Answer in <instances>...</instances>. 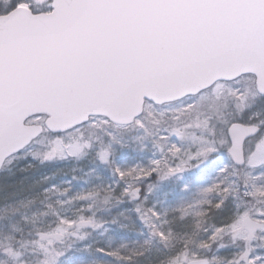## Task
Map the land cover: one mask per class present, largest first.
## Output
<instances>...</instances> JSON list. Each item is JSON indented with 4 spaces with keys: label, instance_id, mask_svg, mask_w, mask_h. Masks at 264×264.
<instances>
[{
    "label": "rangeland",
    "instance_id": "obj_1",
    "mask_svg": "<svg viewBox=\"0 0 264 264\" xmlns=\"http://www.w3.org/2000/svg\"><path fill=\"white\" fill-rule=\"evenodd\" d=\"M2 4L3 0H0ZM254 86L251 75H243L230 82H218L211 93L202 98L214 97L210 106L184 107L189 104L190 96L161 105L145 102L141 118L152 133L170 135L182 149L190 148L195 153L203 142L220 137L222 132L217 125H223L233 117L246 119L258 114L259 120L264 121V95L253 89ZM236 89L241 90L239 95ZM209 116L214 118L213 122L205 126ZM45 120L46 115L41 114L39 120L29 118L27 124L39 125ZM97 123H100V118ZM133 124H116L111 129L116 139L126 145L112 144L114 151L110 159L122 167L146 166L155 158L154 153L159 155L152 143L155 137L145 135L143 129L138 130ZM176 132L183 135L176 136ZM98 135L100 139L93 138L94 150L85 149L80 155L73 156L65 148L66 158L55 156L41 163L50 142L49 135L41 133L32 145L36 158L30 154L26 158L9 157L5 160L0 168V264H172L177 253L185 252L186 258L180 255L175 262L184 264L207 254L208 264H228L233 259V253L239 255L253 247L264 248L262 229L251 238L247 233L237 235L227 231L207 252H200L197 248L198 241L206 235L203 229L221 219L219 216L201 217L197 214L207 209V201L216 198L217 193L205 192L204 189L220 182L216 169L227 163L223 153L199 168L185 165L182 173L164 180L157 177L142 186V192L148 196V204H154L166 213L161 220L154 221L157 228L165 231L172 229L169 238L160 240L135 221V216L129 211L133 206L131 203H117L115 199H110L105 204L106 193L100 191L97 194V189L115 186V177L108 167L95 158V151L109 143L102 133ZM78 136L79 133H71L65 141L70 143ZM159 142L166 141L162 139ZM244 148L246 151L247 142ZM181 158L187 159L186 154L182 153ZM180 163L178 158L170 166L175 168ZM244 179L240 174V181ZM230 180L231 177L225 184ZM149 184L155 185L150 193L147 192ZM49 185H57L64 191L70 188L71 191L68 196L58 192L49 193L45 198L43 189ZM77 197H84L83 205ZM244 201L243 190L232 193L224 215H228L234 203L243 204ZM81 207L82 213L73 211ZM58 214L72 217L76 222L81 215L85 219L91 218V227L57 223ZM198 220L201 221L200 228L196 227ZM185 241L191 242L187 250L184 248ZM97 248L118 250L119 255H97ZM61 252L63 255H59ZM130 256L131 259H128Z\"/></svg>",
    "mask_w": 264,
    "mask_h": 264
},
{
    "label": "snow or ice",
    "instance_id": "obj_2",
    "mask_svg": "<svg viewBox=\"0 0 264 264\" xmlns=\"http://www.w3.org/2000/svg\"><path fill=\"white\" fill-rule=\"evenodd\" d=\"M136 3H154L166 7H183L194 9L204 14V19L196 18L193 23L203 25L204 31L197 38L185 41L181 48L183 51L204 58H211L216 53L211 47L210 39L216 36H226L235 42L250 43L261 58H264V0H63L58 6L57 0H3L0 5V141L3 140L8 125V103L10 98V87L6 71L7 60L12 46L11 35L17 29H26L31 32L48 29L60 23L65 13L71 12H97L106 9L127 7ZM164 42L155 50L153 54H159L165 50ZM145 66L140 63L125 64L117 54L110 53L94 57L82 65L75 68L72 72L73 78L84 87L99 86L111 87L118 80L129 72H142ZM241 75H244L243 73ZM227 77H217L212 84L198 89L195 93H185L190 96L189 104L184 107H196L197 105L210 106L214 97L202 99L206 93H211L213 86ZM232 79H239L235 77ZM237 95L239 89L235 90ZM264 95V92H261ZM40 113H30L23 121L17 120L18 126L27 124L29 118L32 121L40 119ZM100 118V123H97ZM155 117L153 116L152 119ZM213 117L209 116L205 121V126L213 122ZM138 130L143 129L145 135H152L154 148L159 155L154 153V159L150 160L148 165H135L122 167L110 159L114 149L113 143L125 147L124 143L117 140L112 132V128L117 124L112 117L103 113H88L84 119L77 120L66 127L54 126L48 121L37 125V131L31 135L26 142L15 147L8 153L11 158H26L36 154L32 153V145L36 137L41 133H47L50 137L49 148L43 153L41 163L51 160L55 156L66 158L65 148L68 154L73 156L80 155L85 149L94 150L96 145L94 139H100L98 133L109 139V143L102 145L98 151H95V158L98 163L108 167L111 174L115 177L114 185H108L105 188L97 189V194L103 191L105 194L103 203L108 204L110 199H115L117 203H131L133 206L129 211L135 216V221L143 227L150 230V235L160 240L169 238L172 229L167 231L157 228L154 221L161 220L166 213L157 209L154 204H148V196L142 192V186L148 181H153L158 177L164 180L171 175H177L185 170V165L199 168L203 164L214 160L219 154L223 153L227 158V163L222 164L216 169L219 183H213L205 188V192L217 193L216 198L207 201V209L198 213L201 217L219 216L218 222L203 230L206 235L197 243L200 252H207L215 243L216 239L223 236L227 231L234 234L253 233L258 228L264 230V121L259 120V116L253 115L245 118L233 117L227 120L220 127L222 135L211 141H205L200 144L195 153L190 148L182 149L179 143L172 139L170 135L162 136L159 132L152 133L147 127L145 121L141 118L139 112L134 113L127 120V123H133ZM240 125L247 127L250 134L241 142L239 153H237L235 143L232 140L230 129ZM32 125H29L31 127ZM71 133H79V136L70 143L65 141V137ZM183 133L176 132V136H182ZM165 143H160V140ZM247 142V150L244 144ZM184 153L187 159H182ZM181 159V163L173 168L170 163L176 159ZM190 161L194 163L189 164ZM11 159H9V163ZM240 174L245 179L240 181ZM231 180L225 184V181ZM75 178V177H74ZM69 184L71 181L68 182ZM154 184H149L147 192L150 193ZM243 190L245 201L243 204L234 203L228 215L224 212L228 205V198L232 193ZM70 188L66 191L58 188L57 185H49L43 189V195L48 198L49 193H61L68 196ZM87 195V194H86ZM84 203V197H77ZM69 199H73L69 197ZM139 201V202H137ZM49 205H45L48 207ZM73 211L83 212V207L73 209ZM91 218L85 219L83 215L79 217V225L90 224ZM57 223H66L72 226L76 223L72 217L59 215ZM201 221H196V227L200 228ZM190 241L184 242V248L187 250ZM87 251V248H85ZM97 255L117 257L118 250H109L97 248ZM142 254V253H141ZM194 255L198 253H193ZM63 255V253H59ZM177 253L175 260L179 259ZM233 259L228 264H264V248L257 249L253 247L237 255L233 253ZM131 259V256L128 258ZM219 260L220 258H214ZM201 264H208L205 259Z\"/></svg>",
    "mask_w": 264,
    "mask_h": 264
},
{
    "label": "water",
    "instance_id": "obj_3",
    "mask_svg": "<svg viewBox=\"0 0 264 264\" xmlns=\"http://www.w3.org/2000/svg\"><path fill=\"white\" fill-rule=\"evenodd\" d=\"M62 3L57 0L58 6ZM196 18L204 19V14L190 8L136 3L97 12H66L54 27L14 31L6 65L10 98L0 166L9 152L37 131L38 124L17 125L18 119L23 121L30 113L46 114L45 121L58 127L97 112L126 125L130 116L142 112L145 100L174 101L212 84L217 77L231 80L242 73L254 74L257 90L264 92V58L252 44L216 36L210 39L216 53L211 58L182 50L185 41L204 31L203 25L193 23ZM164 42L165 50L153 54ZM110 53L119 55L126 65L143 64L145 70L129 72L111 87H84L73 78L75 68ZM230 132L239 153L250 130L235 125ZM75 225L90 228L91 223L79 225L77 221ZM205 259L186 264H201Z\"/></svg>",
    "mask_w": 264,
    "mask_h": 264
},
{
    "label": "flooded vegetation",
    "instance_id": "obj_4",
    "mask_svg": "<svg viewBox=\"0 0 264 264\" xmlns=\"http://www.w3.org/2000/svg\"><path fill=\"white\" fill-rule=\"evenodd\" d=\"M250 75H251V74H250ZM251 76H252V75H251ZM234 80H235V79H234ZM232 81H233V80H232ZM222 83H223V82H222ZM213 87H214V86H213ZM251 89H252V88H251ZM253 89H257V88H256V85L253 87Z\"/></svg>",
    "mask_w": 264,
    "mask_h": 264
},
{
    "label": "trees",
    "instance_id": "obj_5",
    "mask_svg": "<svg viewBox=\"0 0 264 264\" xmlns=\"http://www.w3.org/2000/svg\"><path fill=\"white\" fill-rule=\"evenodd\" d=\"M47 171H48V169H46V172H47ZM44 172H45V171H44ZM48 172H49V171H48ZM48 174H49V173H48ZM207 256H209V255L206 254L205 257H207Z\"/></svg>",
    "mask_w": 264,
    "mask_h": 264
}]
</instances>
